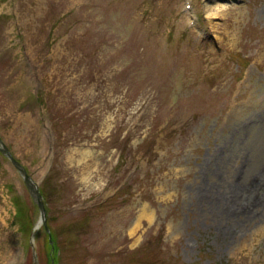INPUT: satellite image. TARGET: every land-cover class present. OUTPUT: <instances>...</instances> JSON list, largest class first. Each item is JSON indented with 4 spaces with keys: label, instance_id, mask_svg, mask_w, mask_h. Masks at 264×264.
<instances>
[{
    "label": "rangeland",
    "instance_id": "obj_1",
    "mask_svg": "<svg viewBox=\"0 0 264 264\" xmlns=\"http://www.w3.org/2000/svg\"><path fill=\"white\" fill-rule=\"evenodd\" d=\"M191 2L0 0V136L56 264H264V0ZM53 257L0 153V264Z\"/></svg>",
    "mask_w": 264,
    "mask_h": 264
},
{
    "label": "water",
    "instance_id": "obj_2",
    "mask_svg": "<svg viewBox=\"0 0 264 264\" xmlns=\"http://www.w3.org/2000/svg\"><path fill=\"white\" fill-rule=\"evenodd\" d=\"M0 150L13 161V163L16 165V167L23 175L24 181L29 189V192L34 202L37 204L38 208L40 209L42 223H44L46 230L49 232V241L50 243H53L52 234L50 232V228L47 223V210L45 206V201L43 198V194L40 190L39 183L33 180L31 175L28 173L27 169L25 168V166L14 157V155L11 153L8 146L3 142L1 137H0ZM52 248H54V245H52Z\"/></svg>",
    "mask_w": 264,
    "mask_h": 264
},
{
    "label": "trees",
    "instance_id": "obj_3",
    "mask_svg": "<svg viewBox=\"0 0 264 264\" xmlns=\"http://www.w3.org/2000/svg\"><path fill=\"white\" fill-rule=\"evenodd\" d=\"M42 193L44 194L45 199H47V193L44 190V188H42ZM14 197H15L14 198V203H15V206H16V217H18L20 228L23 227L26 230V232L31 233V231H32V219H30L31 214H29L26 211L25 207L23 206L22 199H21L22 196L15 195ZM55 237H56V235H54V239H55ZM58 251H59V249H58V247L56 245V250H55V253H54L56 259H57ZM56 262H58V261L56 260Z\"/></svg>",
    "mask_w": 264,
    "mask_h": 264
},
{
    "label": "bare ground",
    "instance_id": "obj_4",
    "mask_svg": "<svg viewBox=\"0 0 264 264\" xmlns=\"http://www.w3.org/2000/svg\"><path fill=\"white\" fill-rule=\"evenodd\" d=\"M264 182H260V183H257V185L259 186V185H264L263 184ZM239 204H240V206L239 207H241V210H247V205H243L242 203H240V202H238ZM55 255V254H54Z\"/></svg>",
    "mask_w": 264,
    "mask_h": 264
}]
</instances>
